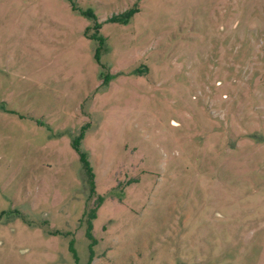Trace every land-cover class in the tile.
Returning a JSON list of instances; mask_svg holds the SVG:
<instances>
[{
    "label": "rangeland",
    "instance_id": "374dc122",
    "mask_svg": "<svg viewBox=\"0 0 264 264\" xmlns=\"http://www.w3.org/2000/svg\"><path fill=\"white\" fill-rule=\"evenodd\" d=\"M72 1L100 64L68 0H0V264H264V0Z\"/></svg>",
    "mask_w": 264,
    "mask_h": 264
},
{
    "label": "trees",
    "instance_id": "16d2710c",
    "mask_svg": "<svg viewBox=\"0 0 264 264\" xmlns=\"http://www.w3.org/2000/svg\"><path fill=\"white\" fill-rule=\"evenodd\" d=\"M68 2H69L73 11L85 16L89 20L90 24L85 27L84 36L87 39L96 43V49L94 52V59L96 62H98L100 64L102 52H106V50H107L106 39L99 34V29L101 27V23L98 22L96 16L93 14V12L91 10H89V9L81 10L80 8H78L76 6V4L72 0H68ZM138 11H139L138 5H137V3H135L131 8L127 9L126 11H124L119 16H114V17L109 18L107 20V22H121L123 24H127L129 19ZM99 78L101 80H104L103 81V85H104L106 83L105 81L107 79V76L100 74ZM72 146L76 151L79 152L80 160H81L82 173H83V182L85 183L86 188L88 190L87 199H86L87 208L83 213L82 222L85 223L86 238L91 240L92 239L91 238L92 220L95 218L96 210L100 206V204L102 203L103 198L101 196H98L95 193V182H94L93 174H92L90 168L88 167L87 162L85 161L84 155L82 153H80L78 146H77V143L73 141ZM90 202H92L91 206H89ZM15 215L21 217V219L25 223H27L29 225L31 224L25 218V216L22 215L20 212H15ZM69 251L74 256V258H76V253H75V249H74L72 241L69 243Z\"/></svg>",
    "mask_w": 264,
    "mask_h": 264
}]
</instances>
